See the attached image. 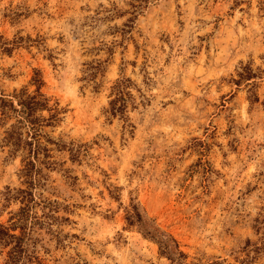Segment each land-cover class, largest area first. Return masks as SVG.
Returning <instances> with one entry per match:
<instances>
[{"label": "rangeland", "instance_id": "1", "mask_svg": "<svg viewBox=\"0 0 264 264\" xmlns=\"http://www.w3.org/2000/svg\"><path fill=\"white\" fill-rule=\"evenodd\" d=\"M36 71L64 112L36 163L31 264H264V0H0V93ZM121 76L127 121L105 111ZM1 118L7 225L28 185Z\"/></svg>", "mask_w": 264, "mask_h": 264}, {"label": "trees", "instance_id": "2", "mask_svg": "<svg viewBox=\"0 0 264 264\" xmlns=\"http://www.w3.org/2000/svg\"><path fill=\"white\" fill-rule=\"evenodd\" d=\"M133 6L136 7V5ZM127 26L131 27V25ZM31 84L35 86L32 92L26 87H21L18 90L14 89L10 95L0 93V114L4 125L8 120H14L4 131L3 142L10 146L11 154L18 150L26 152V156L22 157L20 176L28 185L25 189L19 188L15 191L8 189L5 195L6 201L20 198L23 205L11 215L7 225L0 223V243L8 247L3 264H31V259L34 258L26 245L34 224L31 214L34 201L31 187H34L42 177L36 163H43L46 166L52 164L48 160L51 157L50 149L43 143V139L50 143L54 141L47 137L44 127L60 121L61 114L64 112L58 102L50 103L51 99L41 90L44 81L39 71L34 73ZM132 86H134L133 81L126 76H121L115 81L105 110L109 115L113 117L118 115L124 121L128 120L127 109L136 107L135 97L131 91ZM127 126L132 125L127 123ZM132 217L139 220L137 212H134ZM147 233L149 234V231ZM161 246L164 249L162 252L170 253L167 245L162 243Z\"/></svg>", "mask_w": 264, "mask_h": 264}]
</instances>
